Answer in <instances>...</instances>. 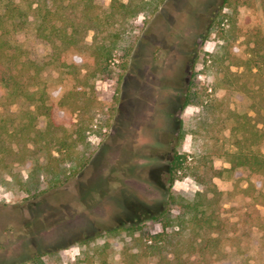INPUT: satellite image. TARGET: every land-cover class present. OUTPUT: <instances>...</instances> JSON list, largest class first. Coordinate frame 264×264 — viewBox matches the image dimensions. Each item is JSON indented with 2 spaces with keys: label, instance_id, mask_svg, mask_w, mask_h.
I'll return each instance as SVG.
<instances>
[{
  "label": "rangeland",
  "instance_id": "rangeland-1",
  "mask_svg": "<svg viewBox=\"0 0 264 264\" xmlns=\"http://www.w3.org/2000/svg\"><path fill=\"white\" fill-rule=\"evenodd\" d=\"M236 1L242 0H231ZM100 2L107 7L110 0ZM221 2L163 0L155 12L131 21L132 46L125 70L115 68L110 79L93 81L95 118L87 133L91 151L87 164L58 187L43 184L32 195L0 186V264H100L101 260L156 264L141 250L145 240L123 229L137 226L150 235L157 233L161 227L152 217L163 210L169 192L191 198L200 191L190 177L175 181L169 190L175 153H188V161L210 154L208 161L215 169L229 167L218 156L230 149L224 115L228 108L240 111L248 103L240 93L227 98L205 62L217 43L207 27ZM248 3L238 11V24L259 25L264 38L259 1ZM17 38L33 43L23 33ZM91 38L89 32L86 43ZM35 46L39 58L50 53L46 45ZM61 79L53 67L41 74L39 86L58 100L64 91ZM189 86L207 103L221 102L215 114L206 118L194 104L182 107ZM38 126L43 127L42 120ZM213 183L223 193L219 205L224 219L256 214L251 197L263 189L261 177L238 171L231 178L224 173ZM256 209L264 215V206ZM172 214H177L175 207ZM104 245L107 248L97 252ZM230 245L223 241L222 255L210 264H254L253 260L264 264V246L241 244L245 250L239 256Z\"/></svg>",
  "mask_w": 264,
  "mask_h": 264
},
{
  "label": "trees",
  "instance_id": "trees-1",
  "mask_svg": "<svg viewBox=\"0 0 264 264\" xmlns=\"http://www.w3.org/2000/svg\"><path fill=\"white\" fill-rule=\"evenodd\" d=\"M162 1L110 0L102 7L100 0H0V186L32 195L43 184L58 187L87 164L91 155L87 133L95 118L93 81L110 79L115 68L125 70L132 46L131 21L155 12ZM249 1L222 0L207 27L217 43L205 62L218 76L217 86L227 98L240 93L248 102L245 109L228 108L224 115L230 149L218 156L229 167L215 169L208 161L210 154L188 161V153H175L169 190L175 181L190 177L200 191L191 198L169 192L163 210L152 217L161 227L157 233L150 235L137 226L122 228L147 242L141 250L156 264L214 263L222 255L223 241L231 242L239 256L245 250L241 244L264 246V215L256 209L264 206V186L251 197L256 214L231 221L221 214L223 193L213 183L224 173L231 178L246 171L264 184V38L259 25L238 24V11L248 8ZM258 1L264 20V0ZM89 32L91 42L86 43ZM20 33L33 43L20 42ZM40 44L50 49L43 58L35 52ZM238 46L243 48L239 51ZM53 67L59 69L64 89L58 100L39 86L41 74ZM191 90L189 86L182 107L194 104L206 118L215 114L221 102L207 103ZM174 207L177 214H172Z\"/></svg>",
  "mask_w": 264,
  "mask_h": 264
}]
</instances>
